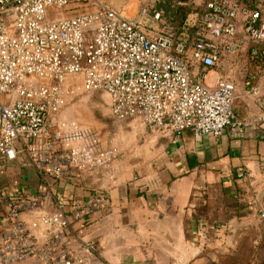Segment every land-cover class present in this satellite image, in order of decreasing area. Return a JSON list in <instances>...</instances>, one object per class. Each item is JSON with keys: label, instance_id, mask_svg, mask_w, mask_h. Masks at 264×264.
<instances>
[{"label": "built area", "instance_id": "1", "mask_svg": "<svg viewBox=\"0 0 264 264\" xmlns=\"http://www.w3.org/2000/svg\"><path fill=\"white\" fill-rule=\"evenodd\" d=\"M180 1L190 11L176 30L159 12L151 19L160 28H144L97 0H0V160L38 177L33 191H0V264L31 256L93 264L97 256L96 242L74 247L71 226L82 229L109 198H65L52 184L109 167L119 149L58 118L74 88L67 77L83 92L105 93L120 120L211 136L244 124L232 118L233 102L239 85L259 93L264 11L237 0Z\"/></svg>", "mask_w": 264, "mask_h": 264}, {"label": "crops", "instance_id": "2", "mask_svg": "<svg viewBox=\"0 0 264 264\" xmlns=\"http://www.w3.org/2000/svg\"><path fill=\"white\" fill-rule=\"evenodd\" d=\"M257 84V95L237 87L238 129L176 134L128 120L136 124L132 141L117 146L109 167L51 181L58 196L110 200L82 229L72 224L74 247L78 239L96 242L93 264H264V72ZM37 183L31 167L0 160V191L29 192ZM7 264L44 263L31 256Z\"/></svg>", "mask_w": 264, "mask_h": 264}, {"label": "rangeland", "instance_id": "3", "mask_svg": "<svg viewBox=\"0 0 264 264\" xmlns=\"http://www.w3.org/2000/svg\"><path fill=\"white\" fill-rule=\"evenodd\" d=\"M97 1L107 4L124 17L136 21L144 28H160L159 23L151 19V16L156 12L164 13L163 10L157 8V3L160 0ZM259 7L264 10V1ZM143 10H146L145 14ZM66 81L72 84L74 88L66 95L67 104L60 111V113H71L64 120L76 121L82 129L96 131L101 143L104 145L118 146L132 141V131L136 124L133 125L128 120H120L114 117L110 110L108 96L105 93L83 92L80 89L79 81L75 77H67ZM137 141H139L138 137Z\"/></svg>", "mask_w": 264, "mask_h": 264}, {"label": "trees", "instance_id": "4", "mask_svg": "<svg viewBox=\"0 0 264 264\" xmlns=\"http://www.w3.org/2000/svg\"><path fill=\"white\" fill-rule=\"evenodd\" d=\"M242 5L249 8L259 7L258 0H237ZM180 0H160L157 3V8L164 11L160 15L169 22L172 27L176 30L180 29L183 24V21L190 11V8L182 3Z\"/></svg>", "mask_w": 264, "mask_h": 264}]
</instances>
